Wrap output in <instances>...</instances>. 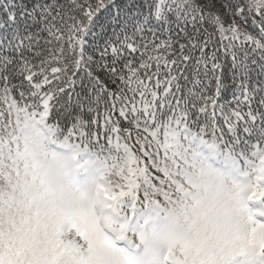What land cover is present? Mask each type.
<instances>
[{
  "label": "snow or ice",
  "instance_id": "snow-or-ice-1",
  "mask_svg": "<svg viewBox=\"0 0 264 264\" xmlns=\"http://www.w3.org/2000/svg\"><path fill=\"white\" fill-rule=\"evenodd\" d=\"M14 119L81 167L124 164L119 196L144 210L125 264L161 245L177 264L178 234L221 228L226 264H264V0H0V128ZM17 243L0 231V264Z\"/></svg>",
  "mask_w": 264,
  "mask_h": 264
},
{
  "label": "trees",
  "instance_id": "trees-1",
  "mask_svg": "<svg viewBox=\"0 0 264 264\" xmlns=\"http://www.w3.org/2000/svg\"><path fill=\"white\" fill-rule=\"evenodd\" d=\"M71 158L57 138L28 122L14 119L0 128V231L18 238L15 249L8 253L9 260L18 258L21 264H124L117 252L94 242L93 236L85 240L86 199L71 186ZM123 167L114 159L100 165L110 186L103 209L107 223L134 244L133 229L142 222L144 210L138 207L132 215L124 207L119 196ZM191 171L199 175L200 165ZM259 241L258 235L254 243ZM164 246L170 251L169 245ZM171 250L177 264H226L238 244L223 228L208 233L193 230L178 234ZM142 261L147 264L146 257Z\"/></svg>",
  "mask_w": 264,
  "mask_h": 264
},
{
  "label": "rangeland",
  "instance_id": "rangeland-1",
  "mask_svg": "<svg viewBox=\"0 0 264 264\" xmlns=\"http://www.w3.org/2000/svg\"><path fill=\"white\" fill-rule=\"evenodd\" d=\"M87 170H89V169H87ZM96 191H98V186L96 185ZM86 219L88 220V218H87V213H86ZM85 228H84V231H83V233L82 234H84V236L80 233L79 235H80V237H84L85 238V240H87V241H89L90 240V238H89V236L92 234V228L91 227H89L88 226V224L87 223H85ZM80 237H78V238H80ZM81 243H83V241H80ZM88 242H86L85 244H87ZM158 257H160V254L158 255V254H155L154 256H152V257H148V259H149V261L150 262H153V260L155 259V258H158ZM96 264H100L99 262H97ZM103 264V263H102ZM156 264H158V261H156Z\"/></svg>",
  "mask_w": 264,
  "mask_h": 264
}]
</instances>
